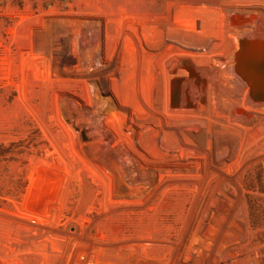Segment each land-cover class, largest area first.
<instances>
[{
	"label": "rangeland",
	"instance_id": "374dc122",
	"mask_svg": "<svg viewBox=\"0 0 264 264\" xmlns=\"http://www.w3.org/2000/svg\"><path fill=\"white\" fill-rule=\"evenodd\" d=\"M264 0H0V264H264Z\"/></svg>",
	"mask_w": 264,
	"mask_h": 264
},
{
	"label": "water",
	"instance_id": "95a60500",
	"mask_svg": "<svg viewBox=\"0 0 264 264\" xmlns=\"http://www.w3.org/2000/svg\"><path fill=\"white\" fill-rule=\"evenodd\" d=\"M239 60L249 69L264 72V53L248 46H242Z\"/></svg>",
	"mask_w": 264,
	"mask_h": 264
}]
</instances>
